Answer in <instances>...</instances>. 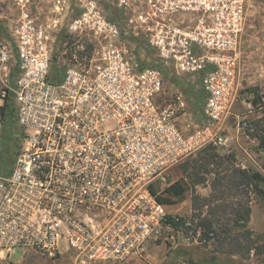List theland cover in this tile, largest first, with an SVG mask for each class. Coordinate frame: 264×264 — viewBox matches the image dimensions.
I'll list each match as a JSON object with an SVG mask.
<instances>
[{
	"label": "built area",
	"instance_id": "1",
	"mask_svg": "<svg viewBox=\"0 0 264 264\" xmlns=\"http://www.w3.org/2000/svg\"><path fill=\"white\" fill-rule=\"evenodd\" d=\"M26 1L0 22V260L150 264L202 233L159 195L173 168L228 142L246 0H115L114 17L98 0L77 17L54 0L47 18ZM169 62L200 79L203 125L163 96ZM251 96L264 117V91Z\"/></svg>",
	"mask_w": 264,
	"mask_h": 264
},
{
	"label": "rangeland",
	"instance_id": "2",
	"mask_svg": "<svg viewBox=\"0 0 264 264\" xmlns=\"http://www.w3.org/2000/svg\"><path fill=\"white\" fill-rule=\"evenodd\" d=\"M87 1L90 0H70L73 17L82 13ZM100 1L110 17L115 16V11L121 14L115 0H98L99 4ZM25 2L27 1L0 0V22L10 23L12 19L17 18ZM53 3L54 0H30L28 5L32 6L35 13L47 18L51 15ZM246 7L247 17L241 41L242 58L239 72L241 97L234 110L236 115L230 117L224 130L228 135V142L224 145L210 144L171 170L172 181H176L184 177V165L196 167L191 168L189 175L187 174L189 189L185 196L176 203L169 204V210L192 216L199 222H204L205 218L213 219L217 224L214 226L216 228H232L235 240L228 239L221 244L217 239H206L202 225V233H198L196 229L189 232V241L179 239V244L175 247H161V250L156 248L157 256L153 259L152 251L150 264H264V253L247 250L249 242L244 236V228L240 226L243 221H239L238 225L234 218V211L240 208L239 202L242 200L245 204L250 201L252 212L247 228L253 230L252 242L261 246L264 239V193L253 192L251 186L235 187L229 184L227 179L224 187L217 190L212 187V182L218 176L217 171L220 176L224 175L226 178L234 167L249 168L264 174V147L261 146L258 136L264 135V117L260 116L258 109L249 106L252 99L250 91H264V0H246ZM185 17L188 19L189 15ZM81 42L86 51L92 53L93 47L88 41L82 39ZM165 72L166 85L163 96L174 107H179L178 113L181 114L183 124L203 125L207 122V117L203 115L205 94L200 79L191 75L176 74L171 62L165 63ZM246 121L253 124L254 130L248 129ZM208 152L215 156L208 158ZM229 157L234 160L228 159ZM204 178L200 184L191 183L193 180ZM262 188L264 189V183ZM237 239L240 245H237ZM22 256V251H19L13 257L0 260V264H72L67 258L52 260L30 252L23 259Z\"/></svg>",
	"mask_w": 264,
	"mask_h": 264
},
{
	"label": "trees",
	"instance_id": "3",
	"mask_svg": "<svg viewBox=\"0 0 264 264\" xmlns=\"http://www.w3.org/2000/svg\"><path fill=\"white\" fill-rule=\"evenodd\" d=\"M74 41H70V44H73ZM256 89V88H255ZM251 93H256L255 91H250ZM258 94V93H257ZM257 100V99H256ZM255 100V102H256ZM264 130V128H262ZM260 136L261 140V146L264 147V135H258ZM215 154L208 152L207 157L212 158ZM228 159L234 160L233 157H229ZM264 167V165H263ZM191 168H196L195 165L191 166H185L182 167L184 177L180 178L176 181H173L164 191L163 195H159V200L167 203L172 204L176 203L178 200L182 199L186 192L189 189V183L186 181L187 174L189 173V170ZM218 176L215 178V180L212 182L213 189L217 190L220 187H224L225 180L227 179L229 184H232L235 187H240L241 185H246L248 187H252V191L256 193H264V189L262 188V183H264V174L260 171H255L249 168H243V167H234V169H231L230 175L228 178H226L224 175L220 176V172L217 171L216 173ZM189 175V174H188ZM204 179H196L191 181L192 184H200L203 182ZM249 191H246V193ZM196 199H199V197H196ZM250 201H247V203L244 204L242 200L239 202L240 208H238L235 213V223L239 225V221H243L240 225L244 228V236H246V240L249 242L248 251L256 250L258 252L264 253V239L261 246L255 245V243L252 242L251 236L253 234V230L247 228V224L251 219V212L252 208L250 206ZM205 221L199 222V224L204 225V231L203 236L206 239H217L221 244L225 243L228 239L235 240V236L232 235V228H221V227H214L217 226L215 221L213 219H204ZM189 231V230H188ZM237 245H240L239 239H237Z\"/></svg>",
	"mask_w": 264,
	"mask_h": 264
},
{
	"label": "crops",
	"instance_id": "4",
	"mask_svg": "<svg viewBox=\"0 0 264 264\" xmlns=\"http://www.w3.org/2000/svg\"><path fill=\"white\" fill-rule=\"evenodd\" d=\"M156 248H159V249L161 250V247H156ZM156 248H154V250H153V255H152V256H153V259L156 258V256H157V255H156ZM159 249H157V250L159 251ZM166 257H167V256H166ZM157 258H158V257H157ZM164 258H165V257H164ZM162 260H163V259H162Z\"/></svg>",
	"mask_w": 264,
	"mask_h": 264
}]
</instances>
